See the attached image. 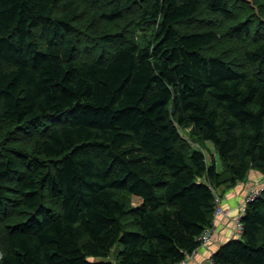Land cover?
I'll return each instance as SVG.
<instances>
[{
	"label": "trees",
	"instance_id": "16d2710c",
	"mask_svg": "<svg viewBox=\"0 0 264 264\" xmlns=\"http://www.w3.org/2000/svg\"><path fill=\"white\" fill-rule=\"evenodd\" d=\"M65 1L0 0V264H178L264 177V0H88V41ZM241 221L214 264H264V192Z\"/></svg>",
	"mask_w": 264,
	"mask_h": 264
},
{
	"label": "rangeland",
	"instance_id": "374dc122",
	"mask_svg": "<svg viewBox=\"0 0 264 264\" xmlns=\"http://www.w3.org/2000/svg\"><path fill=\"white\" fill-rule=\"evenodd\" d=\"M65 2L67 3V5L63 9L64 13L70 11L71 9L72 10L76 9V11H75V24L79 28V30L81 32H83V39L85 41H88V39L90 38V37H88L89 35H91L92 37L96 36L99 32V27H100L99 26L100 21L98 20L99 18L96 14V13H98V8L93 6L88 0L87 1L86 0H81V1L80 0H66ZM248 2H250V1H248ZM95 9H96V11H95ZM254 28L255 29L259 28L258 31L261 32V35L264 34V26H262L260 23H255ZM248 37L247 36L244 37L243 39L245 41H241L238 46L236 45V47H231L232 51L230 54L231 59L237 60V62H242L246 67H249L250 64H248L245 61L242 50H244V45L247 43L246 40L253 39V36H248ZM84 45H86V46L88 45L89 50L87 52H89V53H91L93 50H95L94 48L100 49L103 47V46L99 45L98 43H92L89 45L88 42H84ZM251 67L254 68L253 66H251ZM12 131L14 133L17 130L15 128H13ZM190 132H191V128L187 127L183 133H184L185 137H188V133H190ZM5 137H6L5 131L0 129V142L1 143L4 141ZM1 143H0V152L3 150L2 146H5V145H2L3 143L2 144ZM196 144L201 145L202 147L205 145L204 142H202V143L196 142ZM6 145L9 148L11 146H13L15 148V150L21 149L22 151H32L33 146H34L33 142L28 141V140L20 141V143H17V144L9 143V141H8V142H6ZM193 145H195V143H193ZM208 146H210L208 150L207 149L206 150L203 149V150L205 151L206 156H207V161L209 162V159L213 160V155L211 154V152L212 151L214 152V150H213L212 144L208 143ZM216 160H217L218 167L221 166V168H222V160H221L220 156L216 155ZM121 198L125 201V204H130V205H136L141 201V199L137 196H131L130 198H128L126 196H122ZM0 260H1V257H0Z\"/></svg>",
	"mask_w": 264,
	"mask_h": 264
},
{
	"label": "crops",
	"instance_id": "0c3cea01",
	"mask_svg": "<svg viewBox=\"0 0 264 264\" xmlns=\"http://www.w3.org/2000/svg\"><path fill=\"white\" fill-rule=\"evenodd\" d=\"M208 143L212 144L213 150L211 154L213 155V160L209 159V162L217 165L216 155L220 156L217 152L214 144L210 141H204V146L202 149H209ZM218 153V154H217ZM221 158V157H220ZM222 160V159H221ZM218 167V165H217ZM219 169H224V163L222 161ZM263 175L258 170H252L249 174V177L245 182H238L234 186H228L225 184L221 186L219 191L223 195V206L228 209L229 215L220 217L216 221L217 233L211 244L206 246H200L192 254H189L182 264H202L204 261L209 260L213 254L218 250V248L223 245L226 241L235 238V218L239 213V206L245 199L247 193L255 185L258 180L262 179Z\"/></svg>",
	"mask_w": 264,
	"mask_h": 264
},
{
	"label": "built area",
	"instance_id": "2783aa9c",
	"mask_svg": "<svg viewBox=\"0 0 264 264\" xmlns=\"http://www.w3.org/2000/svg\"><path fill=\"white\" fill-rule=\"evenodd\" d=\"M215 192V209H214V220L211 225H209L203 233L198 237V240L201 242V246H206L212 243L215 234L217 233L216 221L220 217L228 216L229 211L227 208L223 206V195L219 191V189H214ZM264 192V177L260 181H258L250 191L247 193L245 199L239 206V213L235 218V231L234 236L238 238L243 233V223L241 221V217L243 212L246 210V206L249 202L256 200L260 197ZM184 260L178 264H182ZM202 264H214L212 257L209 260L204 261Z\"/></svg>",
	"mask_w": 264,
	"mask_h": 264
},
{
	"label": "water",
	"instance_id": "95a60500",
	"mask_svg": "<svg viewBox=\"0 0 264 264\" xmlns=\"http://www.w3.org/2000/svg\"><path fill=\"white\" fill-rule=\"evenodd\" d=\"M247 1H250V2H251L252 0H247ZM1 256H2V254H1V252H0V257H1Z\"/></svg>",
	"mask_w": 264,
	"mask_h": 264
},
{
	"label": "bare ground",
	"instance_id": "6f19581e",
	"mask_svg": "<svg viewBox=\"0 0 264 264\" xmlns=\"http://www.w3.org/2000/svg\"><path fill=\"white\" fill-rule=\"evenodd\" d=\"M259 181V180H258Z\"/></svg>",
	"mask_w": 264,
	"mask_h": 264
}]
</instances>
